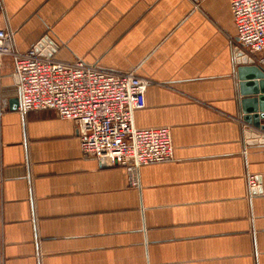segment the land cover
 I'll return each mask as SVG.
<instances>
[{
	"label": "crops",
	"instance_id": "0c3cea01",
	"mask_svg": "<svg viewBox=\"0 0 264 264\" xmlns=\"http://www.w3.org/2000/svg\"><path fill=\"white\" fill-rule=\"evenodd\" d=\"M232 2L0 0L19 52L48 38L59 61L149 80L135 124L170 127L174 146L131 186L125 168L84 157L74 122L19 111L6 57L0 264H264V145L245 137Z\"/></svg>",
	"mask_w": 264,
	"mask_h": 264
},
{
	"label": "built area",
	"instance_id": "2783aa9c",
	"mask_svg": "<svg viewBox=\"0 0 264 264\" xmlns=\"http://www.w3.org/2000/svg\"><path fill=\"white\" fill-rule=\"evenodd\" d=\"M232 12L239 48L264 68V0H233ZM53 53L48 38L21 53L0 28V71L4 59L11 57L21 89V113L54 110L60 119L74 122L84 157L96 159L102 168H125L133 187L140 186L142 167L174 160L170 127L135 124L136 113L147 105L149 80L83 61L62 62ZM247 183L253 197L261 189L260 180L249 174Z\"/></svg>",
	"mask_w": 264,
	"mask_h": 264
},
{
	"label": "water",
	"instance_id": "95a60500",
	"mask_svg": "<svg viewBox=\"0 0 264 264\" xmlns=\"http://www.w3.org/2000/svg\"><path fill=\"white\" fill-rule=\"evenodd\" d=\"M238 65L242 117L251 127L245 131V137L249 144L264 145V68L242 50H238ZM261 192L259 189L254 193L257 195Z\"/></svg>",
	"mask_w": 264,
	"mask_h": 264
}]
</instances>
